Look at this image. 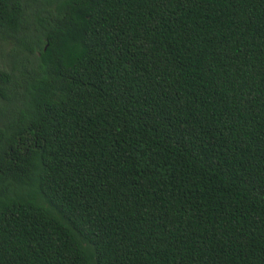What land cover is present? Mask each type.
Returning a JSON list of instances; mask_svg holds the SVG:
<instances>
[{
	"label": "trees",
	"instance_id": "16d2710c",
	"mask_svg": "<svg viewBox=\"0 0 264 264\" xmlns=\"http://www.w3.org/2000/svg\"><path fill=\"white\" fill-rule=\"evenodd\" d=\"M0 264H264V0H0Z\"/></svg>",
	"mask_w": 264,
	"mask_h": 264
},
{
	"label": "rangeland",
	"instance_id": "374dc122",
	"mask_svg": "<svg viewBox=\"0 0 264 264\" xmlns=\"http://www.w3.org/2000/svg\"><path fill=\"white\" fill-rule=\"evenodd\" d=\"M35 10H41V7L39 6V7H36V9ZM28 31H30L29 33H27V38L29 39V40H27L26 42L27 43H30L31 41H32V39H38L40 36H43V30H42V27H40V26H38V25H36L35 23H34V21H32V20H30V28H29V30ZM19 36H21V34L19 35ZM27 38H22V40L23 41H25ZM18 42V41H17ZM14 47V45H10L9 47H7L6 49H7V51H10L12 48ZM20 47V46H19ZM18 47V48H19ZM22 47V46H21ZM30 47H32L31 48V51L29 52V55H30V60L33 62V61H35L34 59H35V57L36 56H38V55H40V48L37 46V45H32V46H30ZM19 50H21L22 51V49H19ZM2 56V55H1ZM1 59H2V61L5 63V67L7 68V69H9V70H11L12 69V67H13V64H12V62H11V59H9L8 57L7 58H5V56H3V57H1Z\"/></svg>",
	"mask_w": 264,
	"mask_h": 264
}]
</instances>
